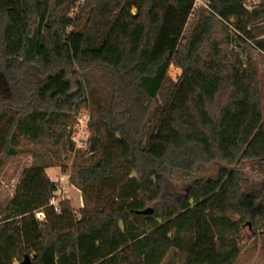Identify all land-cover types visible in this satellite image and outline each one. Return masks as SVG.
<instances>
[{"label": "trees", "instance_id": "trees-1", "mask_svg": "<svg viewBox=\"0 0 264 264\" xmlns=\"http://www.w3.org/2000/svg\"><path fill=\"white\" fill-rule=\"evenodd\" d=\"M78 1L0 0V167L18 155L20 135L54 134V121L78 114L87 96L91 135L76 155L99 153L71 167L79 218L67 202L59 212L50 204L57 186L45 167L23 171L12 200L0 201V264L25 255L162 264L173 249L170 264H236L247 222L264 233V187L249 193L236 167H264V85L252 56L264 54V0L251 10L250 0H206L177 48L156 59L169 8L194 0ZM212 162L221 163L216 179L176 186Z\"/></svg>", "mask_w": 264, "mask_h": 264}, {"label": "rangeland", "instance_id": "rangeland-1", "mask_svg": "<svg viewBox=\"0 0 264 264\" xmlns=\"http://www.w3.org/2000/svg\"><path fill=\"white\" fill-rule=\"evenodd\" d=\"M258 2L259 0H250L247 4L248 9L251 10ZM195 11L191 8L185 11H177L173 7L169 8L166 15V24L162 29L154 51V59L161 56L165 49L175 50L177 48ZM75 13L73 11V15ZM232 47L234 48V45ZM252 56L259 62L261 80L264 85V54L252 53ZM181 72V69L172 65L169 76L176 81ZM86 100L85 106L78 114H72L67 118H58L54 121V134L43 130L37 137L31 135L19 136L15 144L18 155L5 159L4 165L0 167V201L3 204L12 200L25 169L32 166H43L46 168L48 177L57 186L52 202L58 208L62 202H67L79 218V211L84 207V200L82 192L70 182L71 167L74 162L84 165L92 164L99 156L98 152L94 154L89 152V146L82 155H76V151H78L77 144L81 146L87 136L91 135V132L87 133L85 129V123L91 120L92 103L88 96ZM55 135H58V137ZM72 136L77 144L72 152H68L67 144L69 140L71 141ZM236 167L246 179V190L254 195H259L261 188L264 187L263 165L260 162L244 161ZM220 168V162L198 166L195 171L177 179L175 184L179 189L188 191L195 180L216 179ZM1 219L2 216L0 215V223ZM240 243L241 247L244 248V252L236 264H264V233L258 227L253 226L252 221L247 222ZM177 252L175 249L171 250L162 264H170ZM23 258H21V261ZM21 261L18 259L15 264Z\"/></svg>", "mask_w": 264, "mask_h": 264}, {"label": "built area", "instance_id": "built-area-1", "mask_svg": "<svg viewBox=\"0 0 264 264\" xmlns=\"http://www.w3.org/2000/svg\"><path fill=\"white\" fill-rule=\"evenodd\" d=\"M83 2H84V0H79V1H78V4L83 3ZM209 6H210V5H209V3H208L206 0H194V5H193V7H192V10H193V11L198 10L200 7L209 8ZM88 123H89V120L85 123V129L87 130V133L89 132ZM89 133H90V132H89ZM89 135H90V134H89ZM89 135L87 136L86 140L83 142V144H82L81 146H78V144H77V142L75 141V139H74L73 136L71 137V140L75 143V146H76V144H77V146H76L77 149H83V148H85L86 145H87V142H88V140H89ZM50 204H51L52 206L55 207V210H56L57 212L60 211V208L56 207L55 203L52 202V200H51V203H50ZM36 218H37L39 221H43L44 218H45L44 213H43L42 211H37V212H36Z\"/></svg>", "mask_w": 264, "mask_h": 264}, {"label": "water", "instance_id": "water-1", "mask_svg": "<svg viewBox=\"0 0 264 264\" xmlns=\"http://www.w3.org/2000/svg\"><path fill=\"white\" fill-rule=\"evenodd\" d=\"M153 212V210L151 208L139 211L140 214L142 215H148L151 214ZM33 256L31 255H25L23 260L21 262H19L18 264H33Z\"/></svg>", "mask_w": 264, "mask_h": 264}]
</instances>
